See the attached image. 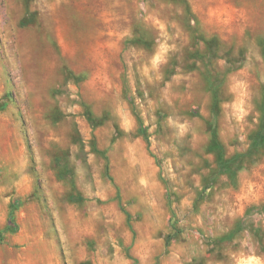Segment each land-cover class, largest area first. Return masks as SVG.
I'll list each match as a JSON object with an SVG mask.
<instances>
[{"label":"rangeland","instance_id":"374dc122","mask_svg":"<svg viewBox=\"0 0 264 264\" xmlns=\"http://www.w3.org/2000/svg\"><path fill=\"white\" fill-rule=\"evenodd\" d=\"M0 104V264H264V0H0Z\"/></svg>","mask_w":264,"mask_h":264},{"label":"trees","instance_id":"16d2710c","mask_svg":"<svg viewBox=\"0 0 264 264\" xmlns=\"http://www.w3.org/2000/svg\"><path fill=\"white\" fill-rule=\"evenodd\" d=\"M6 104H0V111L3 110L5 108ZM213 140H218V138L216 136H213ZM214 145L216 148H218L220 150V154H219V170H221L224 173H228L232 176L235 175V171L240 168V165H238V167H236L235 169L232 168L233 165V161H238L239 164L242 163L241 158L243 156V154H236L234 157L231 158H226L225 154H224V149L223 146L217 141L214 142ZM264 146V119L261 123V125L259 126V128L254 132V134L251 137V144L249 147L248 152L252 151L253 149H258L259 147H263ZM15 228V224H14V220L13 217L10 216L9 218V224L8 226L5 228V231L8 230H13ZM2 235L0 234V239H1Z\"/></svg>","mask_w":264,"mask_h":264}]
</instances>
